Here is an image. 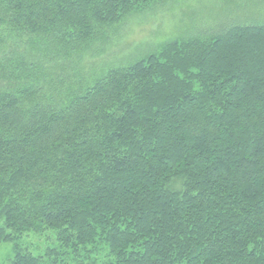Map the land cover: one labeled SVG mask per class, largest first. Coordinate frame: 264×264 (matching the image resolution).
<instances>
[{
	"label": "trees",
	"instance_id": "16d2710c",
	"mask_svg": "<svg viewBox=\"0 0 264 264\" xmlns=\"http://www.w3.org/2000/svg\"><path fill=\"white\" fill-rule=\"evenodd\" d=\"M151 1L0 0L9 264H264V23L87 71L103 29ZM48 230L57 247L23 246Z\"/></svg>",
	"mask_w": 264,
	"mask_h": 264
},
{
	"label": "rangeland",
	"instance_id": "374dc122",
	"mask_svg": "<svg viewBox=\"0 0 264 264\" xmlns=\"http://www.w3.org/2000/svg\"><path fill=\"white\" fill-rule=\"evenodd\" d=\"M246 22L264 23V0H154L104 28L81 63L84 62L87 71L125 65L166 40L210 35L225 26ZM21 240L23 246L36 255L58 246L51 230L29 233ZM13 256V244L1 243L0 264H9Z\"/></svg>",
	"mask_w": 264,
	"mask_h": 264
}]
</instances>
